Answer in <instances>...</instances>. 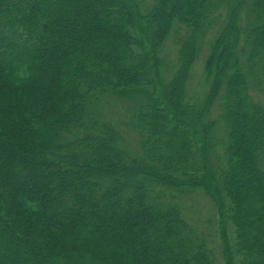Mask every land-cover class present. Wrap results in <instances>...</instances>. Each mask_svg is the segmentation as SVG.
I'll return each instance as SVG.
<instances>
[{"label": "trees", "instance_id": "1", "mask_svg": "<svg viewBox=\"0 0 264 264\" xmlns=\"http://www.w3.org/2000/svg\"><path fill=\"white\" fill-rule=\"evenodd\" d=\"M261 91L264 0H0V264H264Z\"/></svg>", "mask_w": 264, "mask_h": 264}, {"label": "rangeland", "instance_id": "2", "mask_svg": "<svg viewBox=\"0 0 264 264\" xmlns=\"http://www.w3.org/2000/svg\"><path fill=\"white\" fill-rule=\"evenodd\" d=\"M180 34L175 33L171 36L170 41L166 44L165 51L170 54V58H175L176 50V41L179 38ZM213 37V33H209L206 39V43L202 54L194 65L193 76L190 82V91L192 95H199V92L204 89V63L205 58L209 50V43ZM257 98L264 102V91L258 92L256 94ZM122 118V117H120ZM185 205L189 209L188 214L190 215L191 221L208 235L215 244L219 242L220 239V217L216 210L215 204L211 198L203 194H196L195 196L189 198ZM212 234V237L210 236ZM219 248V245H217Z\"/></svg>", "mask_w": 264, "mask_h": 264}]
</instances>
